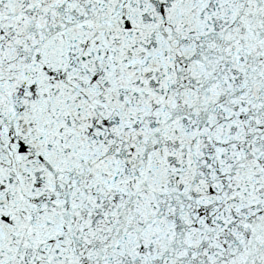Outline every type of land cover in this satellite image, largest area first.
I'll return each mask as SVG.
<instances>
[{"label":"snow or ice","instance_id":"obj_1","mask_svg":"<svg viewBox=\"0 0 264 264\" xmlns=\"http://www.w3.org/2000/svg\"><path fill=\"white\" fill-rule=\"evenodd\" d=\"M0 264H264V0H0Z\"/></svg>","mask_w":264,"mask_h":264}]
</instances>
